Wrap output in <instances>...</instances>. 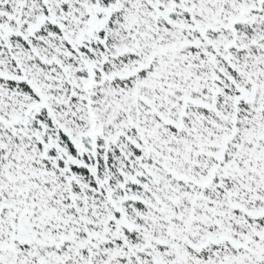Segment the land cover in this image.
I'll list each match as a JSON object with an SVG mask.
<instances>
[{
  "label": "snow or ice",
  "instance_id": "snow-or-ice-1",
  "mask_svg": "<svg viewBox=\"0 0 264 264\" xmlns=\"http://www.w3.org/2000/svg\"><path fill=\"white\" fill-rule=\"evenodd\" d=\"M0 264H264V0H0Z\"/></svg>",
  "mask_w": 264,
  "mask_h": 264
}]
</instances>
